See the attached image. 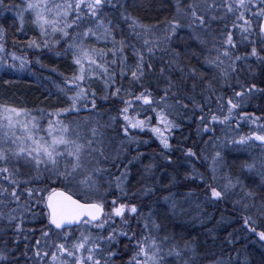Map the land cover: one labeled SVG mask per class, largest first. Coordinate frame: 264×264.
<instances>
[{"label":"snow or ice","instance_id":"1","mask_svg":"<svg viewBox=\"0 0 264 264\" xmlns=\"http://www.w3.org/2000/svg\"><path fill=\"white\" fill-rule=\"evenodd\" d=\"M21 3L0 0V8L15 10L17 31H24L25 14L31 19L38 38L28 39L25 47L33 54L70 56L76 71L58 86L66 107L38 109L33 115L27 108L0 105V232L11 230L25 241L20 256L5 241L0 264H197L196 244L181 243L166 227V221L185 213L192 198L198 208L230 203L243 226L264 241V230L258 231L264 229V116L244 110L255 96H264V82L241 79L245 69L255 75L250 60L264 65V0H175L171 18L156 24L133 15L130 0ZM185 29L186 39L180 35ZM189 40L199 51L190 45L188 50L210 75L185 63L174 46ZM6 43V29L0 26V68L23 69L32 62L26 53L8 52ZM97 81L102 95L92 87ZM198 82L203 87L197 93ZM218 87L229 88L232 95ZM97 99L116 101V115L104 120ZM82 109L93 111L94 118L70 119ZM193 117L197 134L214 133L216 125L253 128L230 141L213 142L208 155L198 154L194 143H184L188 137L182 132L183 121ZM139 133H150L159 142L163 172L157 175L153 157L132 191V166L144 156L138 151L131 155L132 145L138 149L148 143ZM229 143L258 145L262 151L233 174L224 151ZM175 152L189 165L183 175L176 170L181 161L173 160ZM170 167L173 173L167 172ZM196 181L203 201L201 193L190 189L181 203L171 191ZM161 189L169 190L160 198L168 205L165 211L145 213L135 202ZM26 221L40 226L25 229ZM37 231L39 238L29 247V236ZM216 264H231V255Z\"/></svg>","mask_w":264,"mask_h":264},{"label":"trees","instance_id":"2","mask_svg":"<svg viewBox=\"0 0 264 264\" xmlns=\"http://www.w3.org/2000/svg\"><path fill=\"white\" fill-rule=\"evenodd\" d=\"M5 3L23 7L21 0H5ZM130 3L135 5V8L130 9L133 15L139 17L147 24L162 23L166 18L170 19L175 12V0H130ZM18 24L19 19L16 17L14 9L0 8V26L6 29V48L8 52L15 51L17 55H24L26 53L28 59L32 61L23 69L0 68V104L2 103L1 97L14 98L24 102V108L31 110L33 115H38L36 111L38 109L51 112L56 108L66 107L68 102L58 86H62L63 79L71 76L76 71L71 57L56 55L54 52L48 51L33 54L32 51H29L25 47L28 39L37 36L31 19L25 14L23 32L17 31L16 26ZM120 27L127 34V24L121 21ZM187 31L185 29L180 33L185 39L187 38ZM189 45L192 49L199 51L196 42L191 40L187 41V43L181 41L174 46L184 54L185 63L190 62L191 66L210 75L209 70L202 65V61L194 57L188 50ZM37 57H39V63L36 62ZM129 60H132L130 53ZM249 63L253 65L255 75L249 74L248 70L245 69L241 74V79L245 82H255L261 85L264 82V65H259L254 59L250 60ZM152 83L153 87H155V78H153ZM188 83L190 86L191 80ZM125 86H127V81H125ZM160 86L162 87L163 85L161 84ZM92 87L97 90L98 95H102V86L98 81L93 82ZM202 87L203 84L198 82L197 93ZM218 92L223 93L225 96L232 95L231 90L227 87H218ZM197 99H201L198 94ZM97 106L104 120H107L109 115H116V109L119 107L116 101L110 100L105 102L100 99H97ZM211 106L213 109L216 108L215 99L212 100ZM244 110L249 113H255L257 116H264V96H255ZM89 116L94 118L95 113L90 109H82L79 114H74V117H70V119H83ZM215 127L216 131L214 133L197 134L195 117L183 121L182 132L184 136L188 137V140L184 143L189 146L194 143L198 154L203 151L205 155H208L213 151V142L218 141L223 143L225 138L230 141L233 136L238 137L239 135L247 134L253 128L251 124L245 123H242L239 129H236L234 124L231 128L224 125H216ZM210 135L212 137L211 141H209ZM176 136L180 138L181 133L177 132ZM139 138L147 140L148 143L141 144L138 149L135 145H132L131 155H136L137 151L144 154L143 158L136 161L132 166V178L130 181L132 191H136L139 187L142 168L144 165L149 164L153 157H155L158 165L157 175L159 176L163 172V169L159 167L162 163L159 158L161 150L159 142L150 133H139ZM204 141H208V143L206 144ZM173 143L175 144V140ZM224 151L229 168L235 174L240 171L242 164L251 162L252 158L259 157L262 150L258 145L249 148L229 143ZM177 159L181 162L176 167V170L183 175L189 168V165L183 162V155L180 152L173 154V160ZM195 166L199 171L205 172V168L201 162H195ZM112 171L115 173L116 169ZM167 172L173 173V168H168ZM257 179L259 178L257 177ZM199 184L200 181H196L191 185L185 182L178 188L171 189V191L176 193V199L181 203H183L182 194L189 192L190 189L201 193L200 201H203L202 189L197 187ZM168 195V189H161L157 191L154 197L144 198L135 202L143 207L145 213L150 208L165 211L168 205L160 198ZM184 207L185 213L166 221V227L168 232L174 234L176 239L180 240L181 243L187 239L196 244L199 252L197 264H216L221 258L227 262L229 254L231 255V264H237V262L244 264L246 258L247 264H261L262 259H264V241H260L256 234L249 232L243 226L240 213L235 211L230 203H221L214 206L202 204L198 208L196 199L192 198ZM36 211H39V209L37 208ZM39 226L38 221L35 223L26 221L24 225L25 229L38 228ZM260 230L264 229L258 228V231ZM36 238H39L38 231L35 235L29 236V247H31L30 242ZM14 239L19 241L18 245L13 243ZM5 241L8 242L9 250L15 248V255L20 256L25 245L23 236H18L11 230H8L7 233L0 232V249L5 247ZM238 253L239 256L237 255ZM28 254L31 256L32 253L29 252ZM21 259L23 260V257ZM117 264H120V262L118 261Z\"/></svg>","mask_w":264,"mask_h":264},{"label":"rangeland","instance_id":"3","mask_svg":"<svg viewBox=\"0 0 264 264\" xmlns=\"http://www.w3.org/2000/svg\"><path fill=\"white\" fill-rule=\"evenodd\" d=\"M1 99H2V103L0 104V105H9V106H14V107H22V108H24V106H25V103L24 102H22V101H19V100H17V99H12V98H6V97H4V98H2L1 97ZM22 103H24V104H22Z\"/></svg>","mask_w":264,"mask_h":264}]
</instances>
